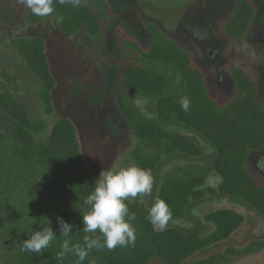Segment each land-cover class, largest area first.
Listing matches in <instances>:
<instances>
[{"label":"trees","instance_id":"16d2710c","mask_svg":"<svg viewBox=\"0 0 264 264\" xmlns=\"http://www.w3.org/2000/svg\"><path fill=\"white\" fill-rule=\"evenodd\" d=\"M53 12L59 18V28L68 41L81 31L91 36L99 33L101 22L96 12H105V0H81L78 8L53 0ZM255 7L252 0H238L222 24L226 36L240 42L253 21ZM30 21L38 22L36 16ZM151 35L145 47L117 27L122 42L135 53L138 63L122 69V87L148 96H162L155 105L156 118L164 123L186 127L195 137L215 150L211 171L221 178L217 189H208L211 195L247 206L264 219V184L250 176L246 160L251 152L264 146V107L257 95V86L240 68L230 72L235 94L227 100L212 95L205 74L197 61L180 45L168 38L156 25H148ZM13 48L41 85L39 99L48 115L53 114L52 94L57 87L43 39H19ZM154 66L168 67L178 76L174 89L170 79ZM169 89V92L166 91ZM190 101L187 112L181 108L183 99ZM118 107L125 117L130 132L150 145L155 154L148 156L136 147L132 151L134 166L150 169L155 181L160 153L176 151L188 158H200L202 149L186 136L168 132L157 123L138 119L136 113L117 94ZM0 264H76V257L66 254L57 259L65 237L60 236L57 217L73 224L71 243L83 245V236H100L82 231L83 199L94 189L96 181L83 162L75 127L68 117H59L45 141L36 135L44 129L43 123H33L27 111L8 95L0 92ZM9 119L11 120L9 122ZM8 132L4 127L8 124ZM204 175L181 173L168 176L160 184L156 199L164 200L172 218L182 221L191 203L203 199ZM154 184V183H153ZM149 195L139 202L126 200L136 240L128 247L113 250L93 249L83 264H148L157 259L162 264H182L189 257L229 239L243 224L242 215L232 209H219L205 216L214 226L206 236L185 230H156L148 221ZM51 227L57 238L41 253L21 251L23 242L35 230ZM102 240L103 238L100 237ZM264 248V241H253L243 249L232 250V256L252 254ZM224 255L208 257L197 264H218Z\"/></svg>","mask_w":264,"mask_h":264},{"label":"rangeland","instance_id":"374dc122","mask_svg":"<svg viewBox=\"0 0 264 264\" xmlns=\"http://www.w3.org/2000/svg\"><path fill=\"white\" fill-rule=\"evenodd\" d=\"M237 1L105 0L108 9L96 12L101 22L99 33L91 36L83 29L68 41L60 31V20L56 16H37L18 0H0V92L24 107L33 123H43V131L35 136L37 141H45L59 117L70 118L82 160L95 180L103 170L119 171L134 166L132 151L136 147L148 156L154 155L155 150L150 145L131 134L118 107L117 94L120 92L139 120L157 123L168 132L184 135L202 149L200 158H188L176 151L169 155L160 153L152 192L145 202L148 211L164 179L186 172L204 175L202 190L205 196L191 203L182 221H169L164 229H183L206 236L214 226L205 221V216L219 209L236 211L243 216L244 222L229 239L189 257L182 264H197L214 255L225 256L218 264H264V248L240 257L229 253L253 241H264V219L247 206L208 192V189L216 190L222 181L211 171L215 150L186 127L156 118L155 105L162 96L123 89L122 69L139 60L121 41L117 27L145 47L151 38L147 26L156 25L197 61L212 95L218 99L227 100L235 94L230 72L233 68L242 69L256 84L258 98L264 107V0H252L254 18L240 42L229 39L222 29ZM33 16L38 22L29 20ZM19 39H43L47 44L51 72L57 82L52 94L54 112L51 115L44 112L40 102L39 81L13 48V42ZM153 69L163 71L170 79V89H174L178 76L172 69L163 66ZM0 113L6 116L1 108ZM8 125L4 127L5 133ZM246 170L264 184V146L250 153ZM148 264L162 263L153 259Z\"/></svg>","mask_w":264,"mask_h":264},{"label":"clouds","instance_id":"9594fccd","mask_svg":"<svg viewBox=\"0 0 264 264\" xmlns=\"http://www.w3.org/2000/svg\"><path fill=\"white\" fill-rule=\"evenodd\" d=\"M61 4H70L74 8L81 5V0H59ZM18 3L37 16H47L53 12V0H18ZM190 101L183 99L181 108L187 112ZM154 179L150 169H142L137 166L121 168L119 171L103 170L99 179L94 182V189L83 199L81 208L87 209L82 215L84 233L95 234L97 230L100 236H83V245L71 243V232L75 227L66 222L62 217H57L60 236L65 237L61 251L57 259L63 260L66 254L74 255L76 264H83L89 252L93 249L113 250L117 246L128 247L134 245L136 240L135 228L132 221L136 219L135 213H130L125 201L128 198H143L150 195ZM172 213L167 203L162 199H156L149 209L148 221L154 229L163 230ZM100 237L103 239L101 240ZM57 238L51 227L35 230L29 239L23 242L21 251L41 253Z\"/></svg>","mask_w":264,"mask_h":264}]
</instances>
